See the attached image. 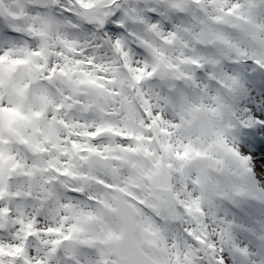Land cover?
Here are the masks:
<instances>
[{"label": "snow or ice", "instance_id": "1", "mask_svg": "<svg viewBox=\"0 0 264 264\" xmlns=\"http://www.w3.org/2000/svg\"><path fill=\"white\" fill-rule=\"evenodd\" d=\"M0 264H264V0H0Z\"/></svg>", "mask_w": 264, "mask_h": 264}]
</instances>
